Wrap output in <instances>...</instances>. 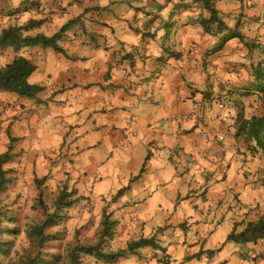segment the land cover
<instances>
[{
    "label": "crops",
    "instance_id": "1",
    "mask_svg": "<svg viewBox=\"0 0 264 264\" xmlns=\"http://www.w3.org/2000/svg\"><path fill=\"white\" fill-rule=\"evenodd\" d=\"M227 4L215 8L234 29ZM8 6L0 31L41 22L23 35L51 38L68 27L57 40L65 54L0 50V69L25 57L42 87L34 99L0 91V128L40 168L45 154L69 155L60 181L118 222L113 251L141 238L160 246L115 264H264V240H228L264 216V157L239 134L257 115L233 93L236 38L205 32L203 1L5 0L0 14Z\"/></svg>",
    "mask_w": 264,
    "mask_h": 264
},
{
    "label": "rangeland",
    "instance_id": "2",
    "mask_svg": "<svg viewBox=\"0 0 264 264\" xmlns=\"http://www.w3.org/2000/svg\"><path fill=\"white\" fill-rule=\"evenodd\" d=\"M227 1V5L232 8L226 14L229 13L227 16L233 28L236 29L238 25L237 30L242 34V39L236 38L239 58L238 68L233 71V74L238 83L237 90L233 93L242 103L244 110L257 116L262 115L264 113V92L252 86L255 84L253 68L260 64L264 66V0ZM3 2L5 0H0V4ZM8 8L10 6L0 14L1 28L8 25L4 21L5 17H8L5 15L11 12L7 11ZM17 142L18 138L11 137L10 130L0 128V154L6 152L10 146L13 148L12 161L4 165V168L10 171L8 175L10 181L0 194V208L5 214L2 228L7 230L2 240L8 243V253L0 256V264H21L35 256L38 257L36 264H70L69 254L75 245L90 246L98 242L102 215L105 210L100 217L96 216L93 202L79 200L72 209L63 212V220L58 226L48 227L45 230V234L50 235L52 240L42 248L33 245L28 232L33 226L44 222V209L38 205L39 196L43 194L42 198L47 211L52 213L55 210L53 204L58 192L65 184V181H60V178L62 175L69 176L67 170L72 161L69 155H65L63 158L65 161L62 162L60 154L48 153L45 154L47 164L40 168L37 164V155L25 150L16 152L14 145ZM57 167H60L59 173H56ZM64 167H66L65 170ZM59 174L61 177H58ZM36 177L46 178L41 188L35 183ZM67 186L69 191L72 190L68 184ZM177 228L186 229V223ZM11 231L15 233H8ZM100 245L105 253L121 250L113 251L109 239H105ZM162 258V264H168V258L166 256ZM79 264L106 263L92 255L81 253Z\"/></svg>",
    "mask_w": 264,
    "mask_h": 264
},
{
    "label": "trees",
    "instance_id": "3",
    "mask_svg": "<svg viewBox=\"0 0 264 264\" xmlns=\"http://www.w3.org/2000/svg\"><path fill=\"white\" fill-rule=\"evenodd\" d=\"M204 3V7L210 13L209 19L202 21L203 28L206 33L216 27L218 31H226V39H242V34L236 29H229L224 21L220 18L219 11L215 8L217 0H201ZM38 22L30 21L26 27L9 26L0 31V50L12 48L16 53H19L24 47L32 44H42L45 48L53 49L55 52L65 54L64 50L57 45V40L61 37L68 25L64 26L62 30L51 38H47L43 35H37L35 37L24 36L23 32L36 26ZM253 76L255 78V84L252 86L260 92H264V66L260 64L253 68ZM36 71V66L28 59L22 56H16L14 60L0 69V91L15 93L20 97L36 98L38 93L42 91V87L39 85H32L29 83V77ZM239 134L245 138V143L249 146L248 150L255 154H261L264 157V113L259 116H254L250 119H241L239 125ZM13 158V148H10L0 154V194L9 183V170L4 168V165L11 162ZM143 171V169H142ZM46 178H35V183L38 187H42ZM264 186V180H263ZM122 191L118 193L116 197L121 195ZM78 192L74 188L69 191L67 184H64L54 201L55 210L52 213H48L46 205L42 198V193L38 199V205L44 209V222L40 225L33 226L29 230V237L32 244L38 248L44 247L53 238L50 235L45 234V230L48 227H56L63 220L64 211L72 209L79 201L80 197L77 196ZM5 214L0 208V256L8 253V243L2 239L7 230L2 228ZM118 222L112 219L110 214L105 211L102 215L101 231L99 232L98 242L95 245L83 246L75 245L69 254L70 264H79V255L85 253L92 255L97 259L103 261L106 264H115L120 259L128 256L135 255L136 251L141 247H152L154 249H160L153 238L144 239L141 238L138 241H131L125 250L118 252L105 253L101 249V243L105 239L110 241L114 238L117 230ZM8 233H15L11 231ZM229 241H234L239 244L256 243L260 240H264V216L260 217L257 221L249 222L246 228L237 233L232 232L229 237ZM38 257H30L28 260L23 261L21 264H36ZM1 263V260H0Z\"/></svg>",
    "mask_w": 264,
    "mask_h": 264
},
{
    "label": "built area",
    "instance_id": "4",
    "mask_svg": "<svg viewBox=\"0 0 264 264\" xmlns=\"http://www.w3.org/2000/svg\"><path fill=\"white\" fill-rule=\"evenodd\" d=\"M213 34H215V35H219L218 33H216V32H213Z\"/></svg>",
    "mask_w": 264,
    "mask_h": 264
}]
</instances>
